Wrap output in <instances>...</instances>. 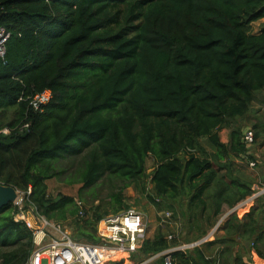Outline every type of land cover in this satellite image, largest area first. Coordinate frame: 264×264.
<instances>
[{"label": "trees", "instance_id": "1", "mask_svg": "<svg viewBox=\"0 0 264 264\" xmlns=\"http://www.w3.org/2000/svg\"><path fill=\"white\" fill-rule=\"evenodd\" d=\"M262 19L264 0H0V25L13 33L0 59V184L31 190L40 213L59 223L74 204L49 198L59 160L84 155L86 188L109 176L145 193L153 159L149 200L158 207L156 198L170 206L187 201L180 216L197 231L195 241L203 239L225 206L253 194V181L225 179L234 159L255 160L241 123L255 102L264 103V29L249 31ZM45 90L53 99L40 113L29 98ZM223 129L230 130L227 144ZM251 131L257 145L258 125ZM203 142L213 153L197 154ZM12 207L0 209V264H27L33 234ZM253 213L243 224L230 216L209 243L219 247L214 258L200 246L174 252L172 264H224L246 233L264 247V231L239 230L252 226ZM73 239L100 243L93 235ZM179 245L159 231L133 258L143 262ZM148 264H165V257Z\"/></svg>", "mask_w": 264, "mask_h": 264}, {"label": "rangeland", "instance_id": "2", "mask_svg": "<svg viewBox=\"0 0 264 264\" xmlns=\"http://www.w3.org/2000/svg\"><path fill=\"white\" fill-rule=\"evenodd\" d=\"M263 29L264 19L254 22L249 27L250 33L253 34H258L262 32ZM258 98L260 100L264 99V91L260 92ZM253 108L254 112L251 117L245 119L241 124L244 133L250 132L252 130V126L254 125H258L260 129V138L257 145L254 144L250 148V151L255 155V160L248 158L234 159L233 161L236 164V168L233 166L231 175L227 176L225 179L226 182H231L234 179L240 180L242 183H245L248 180L253 181L252 189L256 186H262L264 184V103L261 104L255 102ZM220 133L222 137H227L230 134V130L223 129ZM203 149V151H199L197 154L209 155L213 153V150L206 144V142H203ZM209 159L214 164L215 169L219 170L221 168L215 162L213 157H209ZM251 162H256V167H251ZM84 163V155L62 158L56 163V172H58L57 177L47 181L49 198L59 201L63 198H74V204L68 206L67 221L58 223L64 230L68 231L72 237L88 238L89 235H93L96 241H101L99 235V225L103 220L110 216L121 215L129 209H135L144 216L146 222V238L142 240L141 244L148 237H155L159 231L167 235L168 238L169 236H178L175 239L179 244L196 242L195 236L198 234L197 231L193 229L189 232L187 218L180 216L181 210L187 206V201L183 202L181 205L174 204V206H170V204L168 205V203L156 198L157 201H161V206L158 207L153 205L149 200L150 195L154 196L151 189L153 185L150 182L151 175L156 168V163L153 159L148 161V177L145 181L147 191L145 193H143L140 185L126 187L124 180L109 176H105L99 182L86 188L83 186L79 175L84 169ZM223 172L226 173L227 169ZM120 199L122 204H119L118 202ZM160 208H162V210H160ZM75 209L78 210V214L76 216L70 215V211ZM85 211H87V216H84L85 218L81 217L80 213H85ZM230 211L231 209L226 208L217 220L215 219L217 222L213 228H215L217 224L225 218L221 228L217 231L213 238H216V236L222 231L221 229L230 218L227 217ZM250 212H254L252 214V219H254L251 224L252 226L249 227L250 225H245V227H242L244 217H246ZM209 213L213 215L212 210H209ZM96 214L102 216V219L97 221L95 216ZM236 214V216L242 220L239 230L243 229L242 231H245L247 228L252 231L254 228V230L261 232L264 231V199L251 203V205L244 207ZM86 220L89 221V224L87 225L85 224ZM202 223L206 225L205 221ZM254 235L249 237L250 235L246 233L237 238V245L239 246L237 247V245H235V252H237L238 256H240L241 264H264V247L262 243L256 240L257 238H255L256 236ZM251 238L252 240L249 241ZM257 246L259 248L256 249ZM248 255H250L251 258L249 259V262L244 259V257ZM134 260V258H130L127 254H124L120 255L117 260L113 262L128 264L129 261Z\"/></svg>", "mask_w": 264, "mask_h": 264}, {"label": "built area", "instance_id": "3", "mask_svg": "<svg viewBox=\"0 0 264 264\" xmlns=\"http://www.w3.org/2000/svg\"><path fill=\"white\" fill-rule=\"evenodd\" d=\"M13 37V33L6 27L0 25V59L5 60L7 56L8 44ZM53 99V92L45 90L31 98L30 106L37 112L43 113ZM29 126H24L28 128ZM3 134H10V130L5 129ZM244 143L251 148L255 144V135L252 131L247 132ZM251 167H256V162L250 163ZM17 200L12 204V212L16 222L23 223L33 234L34 248L27 264H110L116 261L113 258L117 253L127 254L133 258L139 252L143 239L146 238V222L144 216L135 209H129L121 215L110 216L99 225L100 243L95 244L89 241H76L71 234L64 230L58 223L49 220L42 215L36 206L31 202L32 191H19ZM264 197V184L253 189L252 196L242 201L231 209L227 217L232 216L249 204ZM84 212L80 216H84ZM223 218L215 228L203 239L194 243L181 244L153 258L138 262L132 261L128 264H148L155 258L166 256V264H172L171 254L174 252L187 253L201 245L207 243L214 237L221 228ZM178 236H169L173 240Z\"/></svg>", "mask_w": 264, "mask_h": 264}, {"label": "crops", "instance_id": "4", "mask_svg": "<svg viewBox=\"0 0 264 264\" xmlns=\"http://www.w3.org/2000/svg\"><path fill=\"white\" fill-rule=\"evenodd\" d=\"M221 134V133H220ZM220 137H221V141L223 142V143H225V144H227L228 142H229V135L227 136V137H222L221 135H220ZM236 165V164H235ZM235 168H236V166H235ZM249 205H251V204H249ZM226 208H228L227 206H225L224 207V210L226 209ZM213 230V229H212ZM220 234H223V232H220ZM154 237V236H153ZM153 237H148L147 239H152ZM214 239L215 238H212V239H210L207 243H205V244H203V245H201V250H203V252L205 253V255H206V257L208 258V259H212V258H214L216 255H217V253L219 252V247H216V246H210L209 245V243H211V242H213L214 241ZM239 245H237V247H238ZM172 249V248H171ZM170 250V249H169ZM166 252V251H165ZM173 254V253H172ZM161 256H164V255H161ZM238 256V254H237V252H235V247H234V251H233V254H232V256L229 258V257H227V258H225V262H224V264H228V259H229V263L230 264H233V262H234V260L236 259V257ZM160 257V256H159ZM165 257V264H166V256H164ZM254 257V256H253ZM158 258V257H157ZM255 258V257H254ZM156 259V258H155ZM154 259V260H155ZM244 259H245V261H248L249 262V259H251L250 258V255H248V256H245L244 257ZM153 260V261H154ZM173 261V260H172ZM132 261H129L128 263H131Z\"/></svg>", "mask_w": 264, "mask_h": 264}, {"label": "water", "instance_id": "5", "mask_svg": "<svg viewBox=\"0 0 264 264\" xmlns=\"http://www.w3.org/2000/svg\"><path fill=\"white\" fill-rule=\"evenodd\" d=\"M18 198L16 188L0 184V209L12 205Z\"/></svg>", "mask_w": 264, "mask_h": 264}, {"label": "bare ground", "instance_id": "6", "mask_svg": "<svg viewBox=\"0 0 264 264\" xmlns=\"http://www.w3.org/2000/svg\"><path fill=\"white\" fill-rule=\"evenodd\" d=\"M120 255H124L123 253H117L113 258H118Z\"/></svg>", "mask_w": 264, "mask_h": 264}]
</instances>
